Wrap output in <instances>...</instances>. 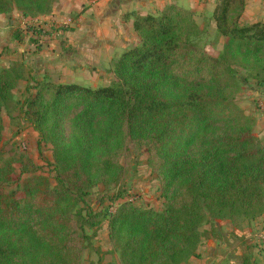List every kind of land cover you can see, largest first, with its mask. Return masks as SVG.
I'll return each mask as SVG.
<instances>
[{"label":"trees","instance_id":"16d2710c","mask_svg":"<svg viewBox=\"0 0 264 264\" xmlns=\"http://www.w3.org/2000/svg\"><path fill=\"white\" fill-rule=\"evenodd\" d=\"M51 2L0 0V15H46ZM245 2L221 0L215 11L226 39L219 57L189 42L198 34L192 15L171 4L159 16L131 13L140 44L114 62L108 86L44 82L26 98V121L52 147L54 184L33 175L7 192L14 169L0 148V264H80L89 246L83 230L102 222L120 264H182L195 256L209 217L264 214V143L232 102L237 60L264 87V24L239 25ZM23 80L22 64L0 70V143L1 111ZM129 143L147 150L162 211L126 202L113 214L83 215L93 188L124 184Z\"/></svg>","mask_w":264,"mask_h":264},{"label":"rangeland","instance_id":"374dc122","mask_svg":"<svg viewBox=\"0 0 264 264\" xmlns=\"http://www.w3.org/2000/svg\"><path fill=\"white\" fill-rule=\"evenodd\" d=\"M91 2L93 0H88L87 3ZM175 2L177 4L173 5L192 15L197 27L198 34L190 35L189 42L208 55L219 57L226 41L219 35L214 19L221 0ZM80 3V0H52L51 10L46 15L25 18L15 9L3 15L9 36L20 45L9 47L6 43L1 52L4 62L2 66L8 68L12 64H22L24 67V80L19 82L13 91L11 102L1 111L2 159L12 161L14 169L7 192H20L23 180L33 175L46 177L54 184L52 147L40 144L38 134L26 121V98L35 95L38 86L44 82L53 85L77 84L91 89L108 86L115 81L114 62L123 53L139 46L111 45L114 50H110V45H96L94 50L87 47L90 53L85 48H80L82 56L74 45L64 40L63 35L59 36L62 31L70 30L69 24L75 20L78 11L87 9V3L82 6ZM63 8L71 12L70 16L63 15ZM154 11L156 12L148 14L159 16L161 13L157 9ZM49 16L48 20H44ZM239 25L244 26L240 19ZM14 48H20L21 53H13ZM91 52L94 55L92 60L88 58ZM236 62L232 70L237 91L232 102L242 113L253 136L259 138L257 135H263V139H259L264 143V132L261 130L264 124V87L257 84L254 69L244 68L239 60ZM66 132L67 135L70 133L69 123L66 125ZM147 159L148 153L144 147L129 143L128 157L120 160L126 170L124 184L120 189L105 188L102 185L93 188L79 206L82 214H113L126 202L143 210L162 211L164 199L159 180L148 167ZM83 233L89 237V246L83 251L80 264H120L118 254L108 238L107 222H102L97 229L85 228ZM200 233L201 239L195 256L182 264H187L190 260L191 264H242L243 256L247 255L251 257V264H264V214L254 220L239 219L236 222L209 217L201 225Z\"/></svg>","mask_w":264,"mask_h":264},{"label":"crops","instance_id":"0c3cea01","mask_svg":"<svg viewBox=\"0 0 264 264\" xmlns=\"http://www.w3.org/2000/svg\"><path fill=\"white\" fill-rule=\"evenodd\" d=\"M80 2V6H82L87 3L88 0H80ZM177 3L175 0H93L91 4L87 3L85 5V8L87 7L86 10L78 11L74 18L75 20L72 24H69L70 30L67 32L60 30V32H62L59 33L61 34L59 36L63 35L64 40L68 44L74 45L78 50L80 48H85L87 50V47L88 49L92 48L94 50L97 48L96 45H110L108 48L110 50H114V47L111 48V45H139L140 39L133 31V20L130 17L131 13L148 15V13L156 12L154 11L156 9L158 12H161L166 6ZM62 13L64 16H70L71 14V12L69 13L65 8H63ZM53 15H55V13H53ZM51 16L48 18L45 17L44 20H48ZM64 22L66 25V21ZM240 22L244 25L258 22L264 23V0H246L245 9L240 18ZM6 43L9 47H13L15 44L20 45L9 36L2 14L0 15L1 69L6 68L2 66L4 62L3 54L1 53L2 48L7 45ZM14 50L13 53L15 54L21 53L20 48H14ZM78 52L83 56L80 50ZM88 53L90 52L88 51ZM93 57L94 55L91 52L88 58L92 60ZM261 130L264 132V124ZM257 136L261 140L263 139V135ZM191 261L192 260L187 262V264H191Z\"/></svg>","mask_w":264,"mask_h":264}]
</instances>
